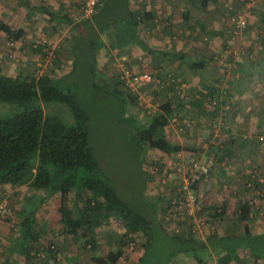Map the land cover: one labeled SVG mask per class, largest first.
I'll return each mask as SVG.
<instances>
[{
	"label": "rangeland",
	"instance_id": "1",
	"mask_svg": "<svg viewBox=\"0 0 264 264\" xmlns=\"http://www.w3.org/2000/svg\"><path fill=\"white\" fill-rule=\"evenodd\" d=\"M187 1L186 7L191 6L192 11L190 19L184 20L179 16V19L175 20L177 22L172 24L182 31L177 40L181 42L182 46L185 45V49L206 57L211 65L218 63L219 67H264V22L260 21L264 14V0L211 1L206 8L202 7L201 0ZM105 15L107 14L98 18V28L93 24L87 33L82 32L80 43L74 47V56L78 58L74 67L28 65L27 62L34 63L36 50H40L44 46L42 49L44 52L46 51L45 45H47L48 40L37 39L31 43L25 41V46L22 49L18 44L19 42L0 30V67L10 76L18 74L34 77L50 75L53 78H59L67 75L65 84L74 88L77 102L89 117L90 146L104 177L108 179L120 197L131 208L145 212L149 219L154 220L155 218L153 237L145 251L144 245L147 242V236L144 233L127 235L124 223L114 218H108L101 219V223L94 229V233H91L93 237L89 234L80 239L68 233L61 223L60 208L62 203L59 194L47 197L49 195L47 192H35L32 190L33 188L25 187L14 193L13 197L12 189L11 192L6 189V198L3 197L0 203L6 202L10 210L12 208L11 212L13 211L16 219L18 218V211L23 209L20 213L22 215L21 222L18 224L20 227L15 230L14 239L19 241L23 232L22 241L25 240V231H22L21 228L24 227L25 214L38 207L36 231L40 236L37 239V248L29 253L28 257L20 258L18 264H95L94 258H106L109 253L118 251H122L123 256L117 264H170V262L173 263L174 256H179L181 247L180 242L175 241L172 236L184 234L194 238L195 236L206 235L207 230L211 228L209 220L205 217H198V220H193L194 218L190 219L184 213L179 189L188 178L189 174L186 173L189 172L188 160H190V156L186 157L185 151L175 154L168 149L165 151L151 148L140 150L136 141L130 140V131L123 122L124 115L121 113L120 101L113 95H104L100 85L106 84L114 87L121 77L122 63L120 60L119 62L116 60L118 66L115 67L95 68L86 65L91 63L90 59L88 62L84 56L80 55L84 48V42L89 44V50L86 51L87 55H91L93 43L101 42L100 33L102 32L103 39L110 32L109 26L112 24L115 27V23L106 18ZM240 16H243L247 21L243 30L237 27V20ZM2 24H6V0H0V25ZM87 27L89 28V26ZM24 63L26 67H23ZM42 65L45 64L42 63ZM130 68L139 73L148 72L159 85L158 89L150 87L146 90L142 95L143 99L139 100L138 104L127 105L129 115L134 116L140 122H145L150 115L149 111H157L166 99H170L168 98L169 93L173 91L171 87L172 78L169 74H164L163 70L154 72L152 67ZM94 71L95 74H93ZM225 75H223L224 81H226ZM119 88L124 90L123 86ZM253 93L264 96V84H261L259 89L254 90ZM189 96H191L190 93ZM218 105L220 106V104ZM237 105L242 104L238 103ZM42 106L46 113L54 111L64 123L75 124L74 117L67 106L63 104H42ZM219 106V112L221 115H225V111ZM254 107L259 110L256 122L261 129L252 124L254 122L251 121L254 119L253 116L247 123L253 125V129L243 135L246 136L244 139L248 141L252 149L259 153L256 156H264V146L258 141L259 137L264 135V103H251L248 111L255 112ZM25 110V107L0 102L1 116L3 114L11 116ZM187 113L188 117H183L182 119L186 120L182 122L184 124L189 122V124L184 125L183 131H180L178 124L176 125L172 121L171 124H175L176 127L173 126L174 129L166 134L172 144L179 145L183 150V146L188 147V144H183V138L189 132L185 133L186 130L192 128L194 121L197 125L196 117L189 110ZM204 124L207 125V123ZM223 124V119L210 122L207 130L210 129L211 138L201 142L203 149L208 151V149L215 148L214 146L225 145V141L219 142L218 136L215 138V134L225 128ZM190 138L192 140V136ZM195 157L199 159V156L196 155ZM211 158L213 156L206 160L209 162L212 160ZM214 159H218V156ZM212 167L213 163L210 174ZM262 174L264 173L262 172ZM206 178L207 176L201 179L195 187L200 203L205 190L204 187L202 188V182ZM263 193L255 195V197L260 199ZM25 195H28V198H25ZM74 202V195H71L69 207L73 208ZM25 203L28 206L23 208L22 205ZM207 203L209 204V202ZM248 205L255 208L254 199L250 198ZM159 219L165 224V231L161 229ZM175 219L180 222L177 223ZM189 221L194 224L185 230L182 224ZM13 222L15 221L13 220ZM202 232L203 234H201ZM13 238L8 239L11 244L6 247L8 252L13 248V262H15L20 257V247ZM90 239L92 245H87L86 241ZM50 250L54 254H51ZM33 252L34 254H32ZM141 256L143 260L140 262Z\"/></svg>",
	"mask_w": 264,
	"mask_h": 264
},
{
	"label": "crops",
	"instance_id": "2",
	"mask_svg": "<svg viewBox=\"0 0 264 264\" xmlns=\"http://www.w3.org/2000/svg\"><path fill=\"white\" fill-rule=\"evenodd\" d=\"M186 1L102 0L98 12L92 18L85 20L80 16L81 0H6V26L16 33H21L17 42L22 49L25 46V41L31 43L37 39L48 40L45 45L46 51H43L44 46L40 50H36L34 63L27 62L28 65L74 67L78 62V58L74 56V47L80 43L82 32L87 33L93 24L98 28V18L107 14L105 17L112 20L115 27L111 24L108 36H104L103 39L102 32L100 33L101 42H94L92 45L97 48V52L94 54L96 60L86 65L115 67L118 66L116 60L117 62L120 60L128 67H152L154 72L163 70L164 74H169L173 82L171 86L173 91L169 93L168 98L170 99H166L165 103L168 101L175 104L182 102L185 105L179 111V119L177 118L180 131H183L184 125L189 124V122L185 124L182 122L186 120L182 119L183 117H188V110L197 119V125L194 121L192 128L185 132L189 131L188 135L183 138V144H188V147L183 146L184 154L186 157L196 154L199 159L203 160V163L208 162L206 159L209 160L213 156L209 161L213 163L212 173L202 182V188L204 187L205 190L199 212L201 215H197L199 218L205 217L209 220L211 228L207 230L206 235L202 232L203 235L194 238H189L184 234L179 235L192 240L187 244V248L196 249L194 252H184L179 256H174L173 263L170 262V264H264V259L251 257L249 253L242 250L227 259L226 252L217 254L213 250L215 243L211 244L214 236L221 242L226 237L243 236L247 227L253 235L264 236V174H262V172L264 173V156H256L259 153L252 149L248 141L244 139L246 136L243 135L256 125L258 129H261L256 122V116L259 115L257 107H254L255 112L253 113L248 110L251 103H264L263 95L253 93L254 90L259 89L261 84H264V69H262L264 67H219L218 63L211 65L206 57L185 49V45L182 46L181 42L177 40L182 31L172 24L177 22L175 20L179 19V16L184 20L190 19L191 6L186 7L189 2ZM192 1L190 0V2ZM104 7L106 10H103ZM130 13L138 15L139 27L135 31L136 37L128 35L125 26L124 17H128ZM188 13L189 18L187 19L185 16ZM83 47L80 55L89 62L90 54L86 53L89 50V44L84 42ZM189 61L199 63V65L203 63L202 67L204 68L192 71ZM25 63L23 67H26ZM223 75H225L226 81L223 80ZM207 94L208 96L211 94L210 99L205 98ZM199 101L204 102L203 108L192 107L193 103ZM211 101H213L218 115L209 105ZM238 103L242 105L238 106ZM218 106L225 111V115H221ZM209 109L213 110V113L208 111ZM226 116L228 117L226 118ZM253 116L254 119L251 121H254L252 123L254 126L248 125L250 117ZM175 119L176 117L172 121L174 122ZM220 119H223L225 128L215 134V138L218 136L219 142L225 141V145L214 146L215 148L207 151L201 145L204 139L211 138L210 129L207 130V127L210 122ZM173 126L176 127L175 124L170 123L166 134L174 129ZM190 136H192V140ZM259 152L261 151L259 150ZM217 156L218 159L215 160L214 157ZM25 187L29 188L28 186L13 188L0 185V200L3 197L6 198L7 190L11 192L12 189L13 193L11 194L14 197V193ZM248 191L250 192L248 193ZM261 193L263 194L260 199L255 197ZM25 198H28V195H25ZM250 198L254 199L256 209L248 205ZM15 200L18 202L17 199ZM245 205L250 207V213L248 220L243 222L240 218V207ZM22 206L26 208L28 205L25 203ZM37 208L35 207L36 211H38ZM22 210L17 213L19 219L14 217L12 211V217L0 220V264H18L20 258L28 257L32 245L35 246V249L37 248V242L34 245L31 234L26 232L29 226L26 229L21 227L22 231H25V235L29 236V241H22L23 232L19 241L13 238L15 230L20 227L18 224L21 222L22 215L20 213ZM170 219L173 218L170 217ZM175 221L180 222L178 219ZM26 224L24 223V225ZM192 224L194 223L189 221L182 225L186 230ZM159 225L161 229L165 230V224L161 219H159ZM36 226L37 213L35 229L31 228L34 234L37 233ZM12 238L18 242V247H20V257L15 262H13V248L8 252L6 247L11 244L8 239ZM181 247L183 250L185 249V246L181 245ZM50 252L54 254L53 251L50 250ZM192 253L197 256H192ZM21 262L23 261L21 260Z\"/></svg>",
	"mask_w": 264,
	"mask_h": 264
},
{
	"label": "trees",
	"instance_id": "3",
	"mask_svg": "<svg viewBox=\"0 0 264 264\" xmlns=\"http://www.w3.org/2000/svg\"><path fill=\"white\" fill-rule=\"evenodd\" d=\"M211 1L220 0H201L202 7H208ZM103 10L106 8L104 7ZM48 14L52 16L50 12ZM185 18H189V13ZM124 19L128 35L136 37L135 31L139 27L138 15L130 13ZM262 22H264V14ZM0 30L15 41L19 40L21 35L20 32L11 30L6 24L0 25ZM96 52L97 48L92 46V54L89 56L91 62L96 60L94 55ZM202 66H204L203 63L200 65L196 62L189 63L192 71L204 68ZM66 77L67 75L59 78H53L50 75L10 76L0 67V102L26 108L24 112L15 115H0V185L13 188L28 186L35 192H47L49 194L47 197L59 194L62 203L61 223L68 233L80 239L89 234L92 236L91 233H94L101 219L119 220L125 224L127 235L144 233L147 236V242L144 245L146 251L153 237L156 220L154 216V220L149 219L145 212L131 208L104 177L90 146L89 117L77 102L74 88L65 84ZM122 86L123 91L119 88ZM100 87L104 95H113L120 101L121 113L124 115L123 122L130 131V140L136 141L140 150L151 148L165 151L168 149L175 154L183 151L179 145L172 144L166 136L167 128L172 120L175 117L179 119V111L185 106L182 102L163 103L155 113L149 115L145 122H140L127 113V105L138 104L139 99L128 92L121 79H118L114 87L106 84ZM205 98L210 99L211 94L209 96L207 94ZM42 104L67 106L74 117L75 124L64 123L54 111L46 113ZM203 104V101L195 102L192 107L203 108ZM209 105L218 115L213 101L209 102ZM208 111L213 113L211 109ZM71 195L75 198L73 208L69 207ZM240 211L241 220L246 222L250 207L241 206ZM25 217L27 224L24 227L26 229L29 226L30 229L28 228L29 231L26 230V232L31 234L35 245L40 236L38 232L36 234L33 232L36 225V210L28 212ZM189 238L173 236L175 241L178 240L182 246H185L184 250L180 247L179 254L194 252L196 249L187 248V244L192 241ZM26 239L30 240L28 235L25 236ZM91 239L86 241L87 245H92ZM212 242L215 243L213 250L217 254L226 252L227 259L239 253L240 250L256 259H264V236L253 235L248 227L243 236L226 237L222 242L214 236ZM33 250L35 246L32 245L29 253ZM195 255L197 256L192 253V256ZM122 256V251L111 252L106 258H94L93 262L117 264Z\"/></svg>",
	"mask_w": 264,
	"mask_h": 264
},
{
	"label": "built area",
	"instance_id": "4",
	"mask_svg": "<svg viewBox=\"0 0 264 264\" xmlns=\"http://www.w3.org/2000/svg\"><path fill=\"white\" fill-rule=\"evenodd\" d=\"M102 0H81L80 5V15L83 19H89L95 15L101 4ZM247 25V21L243 16H240L237 20V27L244 29ZM121 81L124 83L125 88L128 92L136 96L139 100H142L143 93L150 87L158 89V82L155 81L153 76L147 72H135L132 68L122 64L121 66ZM156 111H149V114L155 113ZM177 124V119L174 120ZM259 143L264 146V135H261L258 139ZM189 168H188V178L181 185L180 199L184 206V213L189 218H194L198 220V213L201 211V203L195 187L198 185L199 181L204 177L208 176L211 172L212 163H203L196 159L195 155L189 157ZM12 215L10 208L6 202L0 203V219L6 218Z\"/></svg>",
	"mask_w": 264,
	"mask_h": 264
}]
</instances>
